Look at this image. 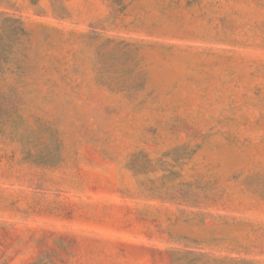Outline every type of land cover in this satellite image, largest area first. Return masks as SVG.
<instances>
[{
	"label": "rangeland",
	"instance_id": "1",
	"mask_svg": "<svg viewBox=\"0 0 264 264\" xmlns=\"http://www.w3.org/2000/svg\"><path fill=\"white\" fill-rule=\"evenodd\" d=\"M0 264H264V0H0Z\"/></svg>",
	"mask_w": 264,
	"mask_h": 264
}]
</instances>
